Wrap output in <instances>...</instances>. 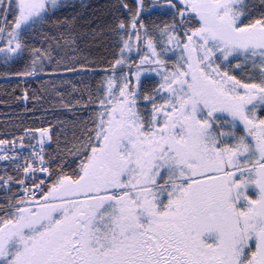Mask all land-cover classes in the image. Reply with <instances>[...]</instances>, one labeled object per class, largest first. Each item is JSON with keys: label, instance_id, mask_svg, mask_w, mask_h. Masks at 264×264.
<instances>
[{"label": "snow or ice", "instance_id": "6c2138e0", "mask_svg": "<svg viewBox=\"0 0 264 264\" xmlns=\"http://www.w3.org/2000/svg\"><path fill=\"white\" fill-rule=\"evenodd\" d=\"M0 66V264H264V0H0Z\"/></svg>", "mask_w": 264, "mask_h": 264}, {"label": "trees", "instance_id": "16d2710c", "mask_svg": "<svg viewBox=\"0 0 264 264\" xmlns=\"http://www.w3.org/2000/svg\"><path fill=\"white\" fill-rule=\"evenodd\" d=\"M16 83L17 81L15 78L5 79L0 77V128H3L5 121L8 120L9 117L13 119L19 117L26 123H38L41 111L43 107H46V104L42 105L31 99L28 101L17 99V97L22 95L23 85H21V87H14ZM32 87H37V85L33 83ZM34 105L35 111L32 110ZM49 112H51V110H49ZM9 123H11V121H9Z\"/></svg>", "mask_w": 264, "mask_h": 264}]
</instances>
